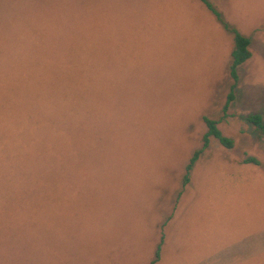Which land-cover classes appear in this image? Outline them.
Segmentation results:
<instances>
[{"label": "rangeland", "instance_id": "rangeland-1", "mask_svg": "<svg viewBox=\"0 0 264 264\" xmlns=\"http://www.w3.org/2000/svg\"><path fill=\"white\" fill-rule=\"evenodd\" d=\"M208 1L251 55L180 189L231 83L204 6L0 0V264H264V0Z\"/></svg>", "mask_w": 264, "mask_h": 264}, {"label": "trees", "instance_id": "trees-1", "mask_svg": "<svg viewBox=\"0 0 264 264\" xmlns=\"http://www.w3.org/2000/svg\"><path fill=\"white\" fill-rule=\"evenodd\" d=\"M198 1L212 15V17L219 24L222 30L231 36L232 46H231V50L229 53V63L227 66V74H228V77L231 83L229 86L228 93L225 97L224 104L221 108V114H222L221 118L219 120H215V119H211L207 117L201 118L202 123L205 127V132L202 135L200 147L192 153V155L190 156V158L188 159L184 167V171H183V175H182L181 183H180V189H182L188 183L189 173L192 169V166L197 160L198 156L201 154V152L207 147L209 139L215 140L218 143V145L224 149L232 148L231 139L225 137L220 132L217 125L220 120L226 117L227 109L229 105L233 102V100L235 99V93H236L237 85L239 82L238 68L244 62H246L250 58V55H251L250 50H249V45H250L249 38L240 34L234 27L229 25L224 20L221 12L218 11V9L208 0H198ZM244 121L249 126H251L254 133L258 134L259 136L264 135V122L260 115L258 114L247 115L246 117H244ZM242 163L256 165L257 161L253 157L246 156L244 157V159H242ZM180 191L177 193V197L180 195ZM161 240H162V237H160V240L155 247V250L153 253V259L150 262V264H153L158 260Z\"/></svg>", "mask_w": 264, "mask_h": 264}]
</instances>
